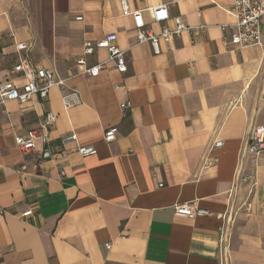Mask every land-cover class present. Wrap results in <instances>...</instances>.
I'll use <instances>...</instances> for the list:
<instances>
[{
  "label": "crops",
  "instance_id": "0c3cea01",
  "mask_svg": "<svg viewBox=\"0 0 264 264\" xmlns=\"http://www.w3.org/2000/svg\"><path fill=\"white\" fill-rule=\"evenodd\" d=\"M232 4L0 0V83H24L12 69L25 57L63 80L45 99L0 105V264H264V154L241 159L249 129L264 125V20L261 46L226 45L218 27L232 22ZM159 5L207 30L160 43L159 55L135 46L132 13L158 33L148 10ZM108 34L125 51L126 73L107 64L81 74L76 59H107L104 49L84 55V44ZM72 91L78 103L65 111L61 97ZM49 111L52 158L24 155L14 138ZM81 147L96 153L82 157ZM239 161L251 178L235 186ZM188 203L209 215L176 217Z\"/></svg>",
  "mask_w": 264,
  "mask_h": 264
},
{
  "label": "built area",
  "instance_id": "2783aa9c",
  "mask_svg": "<svg viewBox=\"0 0 264 264\" xmlns=\"http://www.w3.org/2000/svg\"><path fill=\"white\" fill-rule=\"evenodd\" d=\"M229 14L232 17V22L218 27L224 44L236 48L259 47L262 45L261 23L264 20V0H233ZM148 15L151 22L160 25V31L158 33L151 31L143 20L141 11L132 13L135 28L134 45L147 44L151 47L154 55L160 54V43L167 45L172 40L181 38L183 34L192 37L204 33L207 30V25L205 24L191 26L181 17H170L167 5H159L149 9ZM80 18L77 17L76 19L79 20ZM169 22L172 23V27L168 25ZM116 39L115 34H108L94 43L86 42L84 44V55H91L96 49H104L107 52V59L93 66H87L84 58L76 59V64L81 68L80 73L95 77L107 69V64H111L119 74L126 73L125 51L116 45ZM29 47L30 45L26 43H18L16 45V49L19 52H26ZM12 72L22 74L24 83L21 86H17L11 81L0 83V105H4L10 101L24 104L35 95L41 99H45L52 88L63 86V80L57 79L52 69L33 67L26 57L19 60V63L13 67ZM115 88H118V86H115ZM61 101L65 111L78 103L74 91L63 95ZM130 107L129 102L120 105L123 113ZM55 122V115L51 111L47 112L44 123L38 129L28 130L24 135L14 138L16 148L24 155L36 151L39 153L40 159H51L53 150L49 143V132ZM115 139L114 129L104 131L103 140L106 143H111ZM222 146L223 141H218L214 144L213 149H218ZM78 152L82 157L96 153L91 147H81L78 149ZM261 154H264V125L249 129L245 147L241 153V159L244 156L258 158ZM250 178L243 170L242 163L239 161L234 179L235 186L249 183ZM232 193L231 191L230 196ZM31 215L32 211L28 210L21 216L28 217ZM174 215L176 217L193 219L207 216L209 213L195 206L193 203H188L176 205L174 207ZM225 231L224 227L220 230L221 243L227 242L228 237ZM105 248L108 249L109 245H105Z\"/></svg>",
  "mask_w": 264,
  "mask_h": 264
}]
</instances>
